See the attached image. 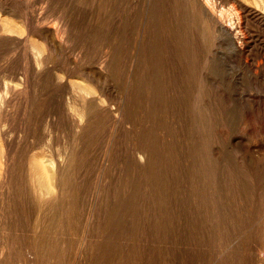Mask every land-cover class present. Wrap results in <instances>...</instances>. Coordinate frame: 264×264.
<instances>
[{"label": "rangeland", "instance_id": "374dc122", "mask_svg": "<svg viewBox=\"0 0 264 264\" xmlns=\"http://www.w3.org/2000/svg\"><path fill=\"white\" fill-rule=\"evenodd\" d=\"M188 12L0 0V264H264V21Z\"/></svg>", "mask_w": 264, "mask_h": 264}, {"label": "bare ground", "instance_id": "6f19581e", "mask_svg": "<svg viewBox=\"0 0 264 264\" xmlns=\"http://www.w3.org/2000/svg\"><path fill=\"white\" fill-rule=\"evenodd\" d=\"M184 1L186 7L190 11L188 12L189 16H187L188 19L191 18L193 20L191 23H198L201 26L203 36L211 42L216 40L222 42L232 55L243 60L249 47V37L246 31L247 21L255 18L264 21V0H258L263 6L262 13H257L256 11L249 9L239 0H231L232 9L229 8L231 10H228L227 12L222 11V8V10L220 9L218 11L216 6L217 0ZM187 17H184L182 21H187ZM191 23L190 25H192ZM40 24L41 23L37 22V26ZM187 24H189L188 21ZM147 26L149 28L153 27L150 22H148V25L147 22L145 23L144 27L147 28ZM145 28L143 29L145 30ZM66 32L67 26L63 24L60 28H55L54 32L51 33V36L58 44H61ZM90 224L91 218L87 221V227Z\"/></svg>", "mask_w": 264, "mask_h": 264}]
</instances>
